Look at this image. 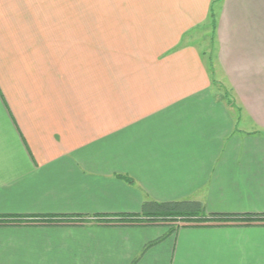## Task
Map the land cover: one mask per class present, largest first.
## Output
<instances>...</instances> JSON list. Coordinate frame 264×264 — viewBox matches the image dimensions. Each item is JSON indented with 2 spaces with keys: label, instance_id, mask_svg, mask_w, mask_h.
<instances>
[{
  "label": "crops",
  "instance_id": "1",
  "mask_svg": "<svg viewBox=\"0 0 264 264\" xmlns=\"http://www.w3.org/2000/svg\"><path fill=\"white\" fill-rule=\"evenodd\" d=\"M212 8L213 77L186 40ZM146 201L236 220L124 222ZM247 218H264V0H0V220L19 223L0 264H264Z\"/></svg>",
  "mask_w": 264,
  "mask_h": 264
},
{
  "label": "trees",
  "instance_id": "2",
  "mask_svg": "<svg viewBox=\"0 0 264 264\" xmlns=\"http://www.w3.org/2000/svg\"><path fill=\"white\" fill-rule=\"evenodd\" d=\"M210 21L213 30L215 29L216 16L213 8L210 12ZM210 66L212 77L214 76ZM235 218L206 216L204 208L196 202H176V203H157L146 201L142 207L141 220H124L129 224H145V225H160L167 226L173 232L179 228H196V227H229ZM261 221L264 223V218H247L245 226H254L252 223ZM232 222V223H231ZM39 223L42 225H58L55 220L33 221V224ZM19 224L17 221L0 220V225ZM181 225V226H179ZM151 247L148 246V248ZM147 249V248H146Z\"/></svg>",
  "mask_w": 264,
  "mask_h": 264
},
{
  "label": "rangeland",
  "instance_id": "3",
  "mask_svg": "<svg viewBox=\"0 0 264 264\" xmlns=\"http://www.w3.org/2000/svg\"><path fill=\"white\" fill-rule=\"evenodd\" d=\"M48 31H50V30H48ZM55 31H57L59 33L60 30H55ZM213 31L214 30L212 28L211 21H209V23L206 26H202L201 28L193 31L191 33V36L189 35L188 38L186 39V40H190L192 38L194 40V43L200 48V50H202L203 52L204 51L206 52V54L208 56V58H207L208 66L209 67L212 66V68H213V63L215 64V61H214L215 50H214ZM58 36L54 37L53 40H69L65 37L59 38ZM48 40H51V39L48 37ZM94 40H103L101 29L95 30ZM13 52H15V51H13ZM213 70H214V68H213ZM215 83H217V85H218V82H215ZM224 84H220L219 86H217V89L221 90L226 101H228V103L232 104V100H233L232 95L228 92V89L226 86H224ZM179 226H181V225H179Z\"/></svg>",
  "mask_w": 264,
  "mask_h": 264
}]
</instances>
